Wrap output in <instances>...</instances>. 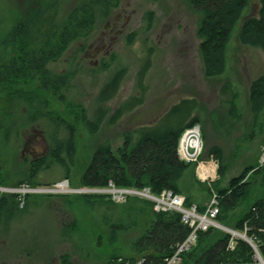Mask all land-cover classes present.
Masks as SVG:
<instances>
[{
    "label": "rangeland",
    "instance_id": "obj_1",
    "mask_svg": "<svg viewBox=\"0 0 264 264\" xmlns=\"http://www.w3.org/2000/svg\"><path fill=\"white\" fill-rule=\"evenodd\" d=\"M82 1L0 0V50L10 28L15 29L20 24L24 27L23 34L27 31L30 45H37L39 30L51 21L49 15L63 20ZM258 9L259 1L253 0L242 12L226 46L227 66L220 76L205 75L202 39L198 34L202 14L189 0H119L107 14L97 15L94 31L86 40L72 43L60 59L50 64L57 75L70 72L63 87L47 90L36 78L17 84H0L2 117L10 111L9 92L38 93L43 103L39 105L40 112L32 109L31 126L20 131L22 139L13 143L5 161L0 162V197L18 196L13 199L7 229H4L6 225H0V264H64L68 261L105 264L113 255H130L133 241L146 229L144 224L141 221L130 223L127 213L121 214L118 209L122 225L130 226L113 232L104 223L103 210L86 205L84 195H112L120 208L135 197L145 196L115 186L89 188L82 186L80 179L100 144L109 140L113 153L118 156L124 147L126 132L153 124L183 98L199 101V122L180 142L188 136L194 138L195 131L202 148L193 152L190 147L194 154L190 160L184 158L181 147L179 150L181 158L190 163L183 185L191 188L194 204L208 206L212 196L193 184L197 180L206 183L202 180H208L210 175L211 183L219 179L221 162L216 155H207L209 148L215 146L222 151L225 168L222 187H228L232 179L242 176L249 168L264 165V113L255 123L249 95L251 80L264 74V53L239 40L244 18L257 13ZM16 54L13 49L7 57L15 59ZM148 59V70L141 78V68ZM121 70H125V74L116 94L111 100L100 101L104 85ZM224 84H229L237 93L236 106L240 114L237 119L231 116L227 103L232 91H221ZM20 100H17V111L29 112L27 99ZM119 110L121 117L112 123V116ZM102 111L106 115L99 129L92 132L87 122L97 120ZM66 136L74 140L76 154L74 162L63 167L49 155L50 138ZM137 138L138 134L134 133V140ZM26 142L30 144L25 151ZM30 146H35L36 151ZM34 158L43 159L36 171L30 165ZM200 164L210 169L205 173ZM62 182H66L67 190H61ZM263 191L258 178L251 187L250 199L222 224L235 228L239 216ZM7 215L8 212L5 218ZM212 229L214 234H209L204 244L217 241L224 231L219 227Z\"/></svg>",
    "mask_w": 264,
    "mask_h": 264
},
{
    "label": "trees",
    "instance_id": "obj_2",
    "mask_svg": "<svg viewBox=\"0 0 264 264\" xmlns=\"http://www.w3.org/2000/svg\"><path fill=\"white\" fill-rule=\"evenodd\" d=\"M258 1V12L246 16L243 20L239 40L245 45L260 48L264 53V0ZM116 2L118 3L119 0H83L63 20H56L54 14L49 15L48 19L51 21L39 30L37 45H30L26 38L27 31L23 34L24 27L21 24L15 29L10 28L1 44L0 84L6 82L17 84L21 80L36 78L42 83V88L47 86V90H58L63 87L71 76L70 72L57 75L50 69V64L60 59L72 43L86 40L94 31L97 15L107 14L117 5ZM252 2L253 0H189L194 9L202 14L198 34L202 39L201 52L206 76H220L226 71V46L242 12ZM46 14H49V11ZM13 49L17 52V57L9 60L8 53ZM149 64V59L143 64L141 78L148 70ZM124 74L125 70L118 71L104 85L99 94L100 101L113 98ZM230 88L229 84H224L221 91L223 93L232 91V97L227 103L231 116L237 119L240 116L236 106L237 93ZM249 95L251 112L256 123L264 113V74L251 80ZM7 96L10 111L3 114L5 117L0 116V162L5 161V155L13 143L22 139L20 131L27 130L31 126L32 109L40 112L39 105L43 104L38 93L13 91ZM20 99H27V102H23L28 105L29 112L26 111L24 114L17 111V100ZM198 102L196 98H183L171 105L153 124L140 126L133 132H126L125 144L118 156L113 153L109 140L100 144L82 174L81 185L89 188H107L113 183L120 189L139 191L149 189L156 196L171 191L175 195L185 196V206H191L192 190L183 185L190 163L180 158L178 144L183 133L199 122ZM105 115V111L100 112L97 120L87 122V127L92 132H96ZM121 115L122 112L117 111L112 116L111 122L114 123ZM134 133L138 134L136 140ZM50 140L51 157L63 167L74 162L76 146L72 138L53 137ZM206 152L208 156L216 155L220 159L219 179L209 184L197 180L193 186L199 185L210 195L216 194L220 204L217 219L224 222L233 216L238 207L250 199L251 187L258 178L259 184L264 188V165L249 168L242 176L232 179L228 187H222L221 183L225 176L222 151L213 146ZM42 164L43 159L30 162L35 171ZM31 175L33 176L34 173ZM246 175L249 176L245 180ZM16 198L18 196L16 197L15 194H5L0 197V225H6L5 230L8 226L7 219L13 213V199ZM84 199L86 205L92 209L103 210L104 223L110 226L113 232L130 226L122 225L120 219L122 212L127 213L126 217L129 216L127 219L130 223L137 224L141 221L146 228L142 235L133 241L130 255H113L105 264H132L143 257L152 264L163 263L191 232V228L183 222L181 213L174 210L157 211L155 202L145 197H135L123 208H120L109 194H85ZM198 207L200 212L205 210L203 205ZM118 209L121 211L120 215L117 213ZM6 212H8L7 218H5ZM237 227L247 230L249 237L264 236L259 231L260 228H264V191L251 203L249 209L239 216L235 224V228ZM213 232L215 230L212 228L207 232H198L197 244L184 256L182 264H217L222 261L250 260L249 244L237 239L232 248L229 234L221 232L217 241L204 244L205 239L209 234H214ZM64 264L74 263L68 261Z\"/></svg>",
    "mask_w": 264,
    "mask_h": 264
},
{
    "label": "built area",
    "instance_id": "obj_3",
    "mask_svg": "<svg viewBox=\"0 0 264 264\" xmlns=\"http://www.w3.org/2000/svg\"><path fill=\"white\" fill-rule=\"evenodd\" d=\"M192 131L188 130L185 135L189 132ZM191 138V137H190ZM192 141L197 140V147H198V152L202 148V144L200 141V138L197 136L196 132L194 131V138H191ZM181 151L184 154V158L186 160L192 159L194 156L192 151H190V146L189 144H185V141L183 140L180 143ZM179 147V150H180ZM196 147L194 148L193 152L196 151ZM180 153V151H179ZM157 210H177L182 213V219L185 224H187L191 228V232L187 236V238L179 243L176 247L175 252L168 258L165 259L163 263L160 264H181L183 255L190 251L195 244L197 243L198 240V232L199 231H207L211 227H218V223L216 222V219L220 213V204L218 201V198L216 195L213 198V201L211 204L207 207V211L204 213H200L197 210L196 206H193L191 208H184V197L179 196V195H174L171 192L164 193L162 195V200H159L157 206ZM232 234V240L230 246L233 248L234 247V237L236 234L234 231H230ZM264 238V236H263ZM247 242L249 243L250 247L254 246H260L262 250H264V242L261 243L259 240L257 242H254V239L256 237H250V238H245ZM253 249V248H252ZM254 254L253 257L250 258V260L245 261V262H238V261H230V262H225V263H220V264H264V257L259 256L256 251L253 249ZM130 264V263H129ZM132 264H152L147 262L146 258H140L137 262L132 263Z\"/></svg>",
    "mask_w": 264,
    "mask_h": 264
},
{
    "label": "bare ground",
    "instance_id": "obj_4",
    "mask_svg": "<svg viewBox=\"0 0 264 264\" xmlns=\"http://www.w3.org/2000/svg\"><path fill=\"white\" fill-rule=\"evenodd\" d=\"M184 141L185 142H187L190 146H192V148L194 149L195 147H196V149H197V151H198V145L196 144L197 143V140L196 141H192V139L190 138V136H188V137H186L185 139H184ZM178 153H179V149H178ZM206 167V165L205 166H203V167H201V171H202V168H205ZM207 168V167H206ZM204 170V169H203ZM61 185H62V189L61 190H67L66 188H65V185H66V182H62V183H60ZM51 190H53V189H51ZM207 211V208H205V210H203L202 211V213H204V212H206ZM248 223V222H247ZM246 223V224H247ZM243 230H242V228H235L234 229V232L236 233V234H240L241 232H242ZM260 233L261 234H263L264 235V228H260ZM256 237V239H254V242H257V240H259L261 243H263L264 242V238L262 239V238H259V237H257V236H255ZM255 251H256V253L259 255V256H261V257H264V250H262L261 248H260V246H254V247H252ZM251 248V254H250V257L252 258L253 257V254H254V251H253V249ZM225 262H230V261H222V262H219V263H217V264H220V263H225Z\"/></svg>",
    "mask_w": 264,
    "mask_h": 264
},
{
    "label": "flooded vegetation",
    "instance_id": "obj_5",
    "mask_svg": "<svg viewBox=\"0 0 264 264\" xmlns=\"http://www.w3.org/2000/svg\"><path fill=\"white\" fill-rule=\"evenodd\" d=\"M29 144H30V143L26 142V144H25V149H24L25 151L28 150V145H29ZM30 147H31V150L34 149V151H36V149H37L35 146H30ZM29 152H30V151H29ZM35 159H38V158H34V159H32V160H35Z\"/></svg>",
    "mask_w": 264,
    "mask_h": 264
}]
</instances>
